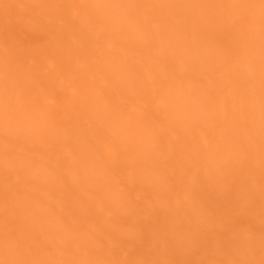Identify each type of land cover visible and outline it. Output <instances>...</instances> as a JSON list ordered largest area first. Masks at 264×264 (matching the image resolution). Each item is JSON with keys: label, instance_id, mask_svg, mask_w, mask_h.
Returning a JSON list of instances; mask_svg holds the SVG:
<instances>
[{"label": "bare ground", "instance_id": "obj_1", "mask_svg": "<svg viewBox=\"0 0 264 264\" xmlns=\"http://www.w3.org/2000/svg\"><path fill=\"white\" fill-rule=\"evenodd\" d=\"M0 264H264V0H0Z\"/></svg>", "mask_w": 264, "mask_h": 264}]
</instances>
